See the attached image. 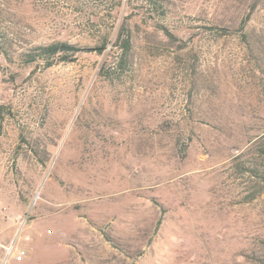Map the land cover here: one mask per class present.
Instances as JSON below:
<instances>
[{
    "label": "rangeland",
    "instance_id": "1",
    "mask_svg": "<svg viewBox=\"0 0 264 264\" xmlns=\"http://www.w3.org/2000/svg\"><path fill=\"white\" fill-rule=\"evenodd\" d=\"M126 1L0 0V264H264V0Z\"/></svg>",
    "mask_w": 264,
    "mask_h": 264
},
{
    "label": "trees",
    "instance_id": "2",
    "mask_svg": "<svg viewBox=\"0 0 264 264\" xmlns=\"http://www.w3.org/2000/svg\"><path fill=\"white\" fill-rule=\"evenodd\" d=\"M135 1V2H134ZM159 0H127L126 7L129 8L130 14L129 17L133 14L135 10V6L139 8L147 9L148 11H154L156 6L158 5ZM138 5H134L137 4ZM127 17L125 19L118 32L116 40L114 41L113 48L109 53L106 54L105 62L99 71V75L102 77L106 70L109 68H122L124 63L128 57L132 49V38L130 32V24L128 23ZM248 19L244 20L241 29L247 24ZM227 32V29L224 30ZM167 36L172 40H176L172 33L167 31ZM107 49V44L103 47H95V48H80L75 45H71L67 42H56L47 46L39 47V56L46 57L44 66L50 67L54 64V62L62 59L63 61H70L72 56L78 54L79 52H97L98 54H103ZM116 49L121 50V55L116 57ZM37 58L32 57L31 62H35ZM250 147V148H249ZM249 149L241 152L234 159L240 170L244 171L246 176L250 178V180L257 181L258 184H262L264 187V132L255 140L253 143L249 145Z\"/></svg>",
    "mask_w": 264,
    "mask_h": 264
},
{
    "label": "built area",
    "instance_id": "3",
    "mask_svg": "<svg viewBox=\"0 0 264 264\" xmlns=\"http://www.w3.org/2000/svg\"><path fill=\"white\" fill-rule=\"evenodd\" d=\"M7 257L14 258L18 262L24 260V254L22 252H18L16 242L7 247ZM4 264H6V261L4 262Z\"/></svg>",
    "mask_w": 264,
    "mask_h": 264
},
{
    "label": "crops",
    "instance_id": "4",
    "mask_svg": "<svg viewBox=\"0 0 264 264\" xmlns=\"http://www.w3.org/2000/svg\"><path fill=\"white\" fill-rule=\"evenodd\" d=\"M17 250H18V252L20 251L19 248H17ZM24 252H25V251H24ZM29 254H30L29 252H26V253H25V260H23V261H21V262H16L15 259L12 258L9 264H19V263H20V264H23L24 261L26 262L27 259H29Z\"/></svg>",
    "mask_w": 264,
    "mask_h": 264
}]
</instances>
